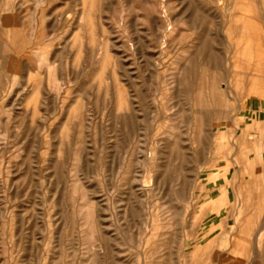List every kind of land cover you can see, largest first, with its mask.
Returning <instances> with one entry per match:
<instances>
[{
  "label": "rangeland",
  "instance_id": "obj_1",
  "mask_svg": "<svg viewBox=\"0 0 264 264\" xmlns=\"http://www.w3.org/2000/svg\"><path fill=\"white\" fill-rule=\"evenodd\" d=\"M0 264H264V0H0Z\"/></svg>",
  "mask_w": 264,
  "mask_h": 264
},
{
  "label": "bare ground",
  "instance_id": "obj_2",
  "mask_svg": "<svg viewBox=\"0 0 264 264\" xmlns=\"http://www.w3.org/2000/svg\"><path fill=\"white\" fill-rule=\"evenodd\" d=\"M245 36H246V35H245ZM245 36H243V37L245 38ZM246 38H247V37H246ZM245 46H246V47H248V45H247V44H245ZM243 52H244V51H243ZM246 52H247V51H246ZM244 55H245V54H244ZM244 55H243V56H244Z\"/></svg>",
  "mask_w": 264,
  "mask_h": 264
}]
</instances>
